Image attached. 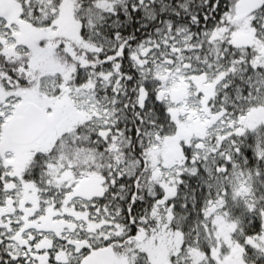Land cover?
<instances>
[{
	"label": "snow or ice",
	"instance_id": "snow-or-ice-1",
	"mask_svg": "<svg viewBox=\"0 0 264 264\" xmlns=\"http://www.w3.org/2000/svg\"><path fill=\"white\" fill-rule=\"evenodd\" d=\"M0 264H264V0H0Z\"/></svg>",
	"mask_w": 264,
	"mask_h": 264
}]
</instances>
